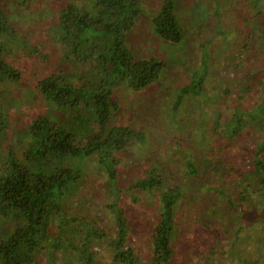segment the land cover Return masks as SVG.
Segmentation results:
<instances>
[{
  "label": "trees",
  "instance_id": "1",
  "mask_svg": "<svg viewBox=\"0 0 264 264\" xmlns=\"http://www.w3.org/2000/svg\"><path fill=\"white\" fill-rule=\"evenodd\" d=\"M163 2L151 21L158 42L186 41L185 52L199 55L182 75L175 53L128 47L140 0L69 2L44 44L19 36L0 9L8 42L0 52L45 63L40 73L19 55L0 58V264H99L102 253L106 264H264V0ZM167 67L179 88L173 108L188 115L181 141L203 158V175L185 164L183 181L170 182L154 166L123 186L122 154L153 138L131 119L120 87L150 88ZM22 86L30 102L16 127L9 105ZM90 178L105 183L99 204ZM141 199L138 210L129 206Z\"/></svg>",
  "mask_w": 264,
  "mask_h": 264
},
{
  "label": "rangeland",
  "instance_id": "2",
  "mask_svg": "<svg viewBox=\"0 0 264 264\" xmlns=\"http://www.w3.org/2000/svg\"><path fill=\"white\" fill-rule=\"evenodd\" d=\"M69 2H84L87 7L91 6V0H29L27 4H23L22 0H0V9H4L9 13L10 19L13 23V27L15 28V32L19 36L25 33L32 39L39 41V43L43 42L42 44H44L46 42L49 43L46 38L49 34V27H51L55 19V12L60 11V9H62ZM163 3V0H140L142 10L137 17L133 28L127 33V45L137 55L140 56L164 55L166 57L170 54L172 55L175 53L174 58L177 61H185L183 67L184 70L180 73L177 72V74L182 75L185 69L190 70L191 65H193L191 61H197V58L199 59V55H196V57L193 58V56H191L188 52H185L187 48L186 41L171 42L165 40L162 43L158 42L161 39L156 36L151 21L159 12ZM176 5L177 10H180L179 1ZM231 10L233 11V5ZM231 10L223 15L224 19L228 20L232 18L233 14ZM191 17L192 21H197V18L193 13H191ZM3 40V36L0 34V45H8V42L4 45L2 43ZM7 51L8 50H5V48L2 47L0 58H5L6 56L10 61L15 62L16 58L14 57V55H19V62L24 64L23 68H28L27 71H29L30 67L34 66V64H37L40 73L43 71L45 63L40 58H37L33 62H28L26 61L27 56H23L22 54L20 55L18 49L13 51L14 55L12 56L8 55ZM175 59L171 58V62H174ZM167 68L168 69L163 73V77L158 78L156 81H154L150 88L147 87L145 89H142L141 91L134 92L126 85L120 87V90L123 93H121V99L126 103H129L130 101V109L132 108V113L134 114V117L131 119H134V123L139 128L143 127L142 125L144 124L149 125V127L151 128L149 129L150 132H152L153 138L151 140L150 146H145L141 150L137 149V147L131 148L128 152V155L122 154L123 163L121 172L119 174V180L123 186H129L131 185V183L135 182V179L138 177V173L141 170L154 166L159 167L161 171L164 172L166 176H168L170 182H176L177 180L183 181V179L180 177L182 175L179 171L183 169L185 164H190L193 167H196V174L198 177H201L203 175L205 168V163L202 160L203 158L195 153L196 149L192 147V145H189L187 142L181 141L182 136H185L187 132L185 130L187 129L185 123H183L182 121L183 115L186 116V114L183 111L179 115L180 110L178 111V109L176 110L173 108V104L178 96L177 89L179 88L172 86L173 84L177 83V81H174L172 79L173 74H175L176 68ZM172 69H174L175 71ZM193 71L194 70L189 71V73L191 74V72ZM222 72L226 73V70H224L223 68ZM216 74L217 73H215L214 76L216 77L217 81L220 82V79ZM13 86L11 85V87ZM23 91H26L25 86H22L21 88L19 87V89L14 90L12 92L13 96L17 95L18 97H15V101V98L12 101L9 100L12 102L9 105V115L16 127L18 126V124H22L24 122V109H26V104L30 102L28 96L26 97L24 95L22 97L21 94H23ZM189 94H187L184 99L191 98V95ZM129 96L132 99L127 100ZM206 99L207 95L204 92L201 96H198V101H200L201 103H203ZM187 116L185 117V119H188ZM119 118L125 117L120 113ZM193 120H195V118ZM147 132L149 131L147 130ZM203 151H205L204 148ZM244 162L248 163L250 162V160L247 159L244 160ZM188 167L190 166L188 165ZM182 173L185 176V173ZM185 183L187 184L185 188L189 189V193L194 192L192 191V189H190L194 186L193 182L186 181ZM104 184L105 183L103 182L96 184L93 178L89 179V185H91V187L95 186L96 188L94 189L89 187V195H91L94 201H97L99 199L100 201H98V204L106 199V197L105 199H103L105 195ZM176 186H180V184H176ZM125 193L128 198L127 201L128 203H130L129 199L131 200V192L127 190ZM141 195L143 196V193H141ZM88 198L90 199V197ZM146 199L145 201L147 202V204L149 206H153L151 204L152 198ZM142 204L143 200L141 199L129 206L138 210V206ZM248 248L250 250L252 249L253 252H257L254 249V245L252 244ZM99 264H106L105 254L103 253L101 255Z\"/></svg>",
  "mask_w": 264,
  "mask_h": 264
}]
</instances>
